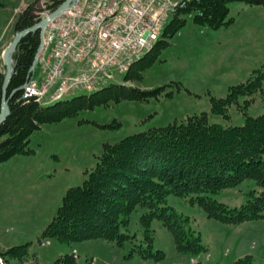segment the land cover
<instances>
[{"label": "trees", "instance_id": "16d2710c", "mask_svg": "<svg viewBox=\"0 0 264 264\" xmlns=\"http://www.w3.org/2000/svg\"><path fill=\"white\" fill-rule=\"evenodd\" d=\"M60 1L48 0L47 5L53 8ZM229 1L232 0H185L164 24L160 38L131 63L123 77L139 80L142 71L169 43L168 38L184 23L185 15L199 26L216 28L229 23L232 20V16H227ZM240 1L264 6V0ZM37 19L34 1H31L17 13L12 28L21 29ZM37 42L38 29H33L17 41L11 53L12 71L5 92L8 112L0 122V162L16 153L31 152L27 147L28 136L43 122L58 121L99 104L172 93L171 89H165L172 83L168 81L151 88L109 83L47 104H40L33 97L20 98L16 87L28 76L27 68ZM2 76L0 73V83ZM263 88L264 70L258 66L244 80L229 84L223 95H209V111L222 117H228V106L235 104L243 115L239 124L208 121L207 112L199 111L186 114L178 121L150 126L114 141H103L94 165L84 170L86 175L79 184L65 188L36 240L54 237L71 242L98 237L122 245L126 239L131 241L134 234L121 231L120 226L127 223L132 209L145 206L146 210L138 218L142 237L130 245L128 254L135 252L140 257L154 259L163 256L160 249L152 248L149 225L152 217H157L168 228L177 251L195 254L204 250L198 233L189 226V217L165 203L167 192L190 203L195 201L207 217L223 223L264 217V111L255 115L245 111ZM239 96H243L241 102ZM113 122L104 125L119 123ZM243 178H252L259 187L256 192L249 190L247 198L238 206H229L202 193L235 185ZM28 243L29 240L0 251L1 262L12 264L10 259L14 258V263L18 264L29 253ZM42 264H75V260L66 252ZM231 264H255V261L250 253H244L232 259Z\"/></svg>", "mask_w": 264, "mask_h": 264}, {"label": "rangeland", "instance_id": "374dc122", "mask_svg": "<svg viewBox=\"0 0 264 264\" xmlns=\"http://www.w3.org/2000/svg\"><path fill=\"white\" fill-rule=\"evenodd\" d=\"M31 1L38 17L51 9L48 0H0V73L4 71L1 50L16 31L12 23L22 7ZM227 6V16H232V20L216 28L196 25L185 15L184 23L168 38L169 43L142 71L139 80L123 77L132 62L126 70L113 74L116 82L139 88L172 81L165 86L166 90H172L171 95L122 99L83 108L58 121L43 122L28 136L27 147L31 152L16 153L0 162V251L29 240V253L18 264H42L66 252L73 256L75 264H191L195 261L231 264L233 258L249 249L264 253V217L223 223L207 217L195 201L190 203L171 192L166 193L165 203L189 217V226L198 233L204 250L195 254L177 251L168 228L152 217L149 224L152 248L160 249L163 256L154 259L140 257L135 252L128 254L130 245L142 237L138 218L146 210L145 206L132 209L127 223L120 226L121 231L134 234L131 241L126 239L122 245L98 237L71 242L54 237L36 240L65 188L79 184L86 175L84 170L94 165L103 141H114L128 133L178 121L186 114L199 111L207 112L208 121L223 125L243 121V115L233 103L227 108L228 117L210 112L208 97L223 95L229 84L244 80L258 66L264 70V6L240 0L229 1ZM161 30L150 46L160 38ZM35 67L38 69V64ZM88 92L74 88L65 97ZM242 97H238L239 102ZM245 111L252 115L264 111V88L255 94ZM114 120L119 123L104 125ZM258 187L252 178H243L235 185L202 193L229 206H238L247 198L249 190L256 192ZM10 262L15 264L16 260L12 258ZM255 264H263L256 253Z\"/></svg>", "mask_w": 264, "mask_h": 264}, {"label": "built area", "instance_id": "2783aa9c", "mask_svg": "<svg viewBox=\"0 0 264 264\" xmlns=\"http://www.w3.org/2000/svg\"><path fill=\"white\" fill-rule=\"evenodd\" d=\"M184 0H70L40 29L20 98L40 103L74 88L93 90L114 81L155 40ZM38 64V69H36Z\"/></svg>", "mask_w": 264, "mask_h": 264}, {"label": "water", "instance_id": "95a60500", "mask_svg": "<svg viewBox=\"0 0 264 264\" xmlns=\"http://www.w3.org/2000/svg\"><path fill=\"white\" fill-rule=\"evenodd\" d=\"M70 0H61L59 4H57L53 9L48 11L45 15L41 16L38 20L33 22L32 24L23 27L21 29H18L14 32V35L12 36L11 40L6 44V46L3 48L1 56H2V62L4 65V71H3V78L0 85V122L8 112V106H7V98L5 97L6 92V85L8 83V80L11 76V52L16 46L17 41L24 36L27 32L39 28L41 29L42 26L47 22L48 19L56 15L58 12H60L62 9H64L66 6H68ZM0 264L1 258H0Z\"/></svg>", "mask_w": 264, "mask_h": 264}, {"label": "crops", "instance_id": "0c3cea01", "mask_svg": "<svg viewBox=\"0 0 264 264\" xmlns=\"http://www.w3.org/2000/svg\"><path fill=\"white\" fill-rule=\"evenodd\" d=\"M244 253H246V252H244ZM248 253H251V254L253 255L254 259H255V253H256V254H259V256L261 257V260H262V261L264 260V253L261 254V253H259V252H254V251H252V250H250V249H249ZM242 254H243V253H242ZM216 264H217V263H216Z\"/></svg>", "mask_w": 264, "mask_h": 264}]
</instances>
